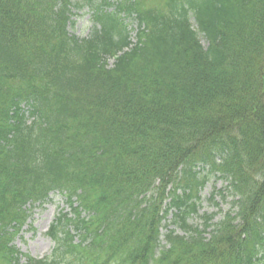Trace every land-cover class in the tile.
Returning a JSON list of instances; mask_svg holds the SVG:
<instances>
[{
  "label": "trees",
  "instance_id": "obj_1",
  "mask_svg": "<svg viewBox=\"0 0 264 264\" xmlns=\"http://www.w3.org/2000/svg\"><path fill=\"white\" fill-rule=\"evenodd\" d=\"M124 12L145 24L126 51ZM212 177L236 211L200 229ZM55 191L69 210L51 254L22 253L16 236ZM172 208L185 234L163 244ZM22 257L264 264V0H0V264Z\"/></svg>",
  "mask_w": 264,
  "mask_h": 264
},
{
  "label": "rangeland",
  "instance_id": "obj_2",
  "mask_svg": "<svg viewBox=\"0 0 264 264\" xmlns=\"http://www.w3.org/2000/svg\"><path fill=\"white\" fill-rule=\"evenodd\" d=\"M75 14L73 15V25H71V32L78 36H86L90 33L92 28L91 21V11L89 7L86 6L83 9H75ZM205 42V41H204ZM109 63H113V58L109 59ZM215 179H211L207 183L206 187L202 189V209L203 211H215L219 207L212 205L207 201V197L211 193V189ZM222 181H216L217 186H221ZM224 189V188H223ZM216 200H220V196H215ZM231 198L227 197L226 201ZM224 210L231 208L229 202L222 203ZM69 206L67 205L65 198L59 192H53L51 195V200L43 205L36 204L32 207V216L28 222L22 227L21 232L16 236L14 244L22 253L30 254L34 257H45L49 255L53 249L54 243L50 236L47 235V231L53 222V220L62 211H68ZM224 212H218L217 218L222 217ZM166 232V229H162ZM24 261V258H23ZM66 264V263H62Z\"/></svg>",
  "mask_w": 264,
  "mask_h": 264
}]
</instances>
